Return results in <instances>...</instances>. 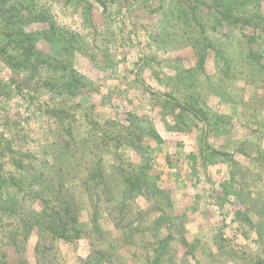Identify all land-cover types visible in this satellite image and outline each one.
<instances>
[{
  "label": "rangeland",
  "instance_id": "374dc122",
  "mask_svg": "<svg viewBox=\"0 0 264 264\" xmlns=\"http://www.w3.org/2000/svg\"><path fill=\"white\" fill-rule=\"evenodd\" d=\"M0 264H264V0H0Z\"/></svg>",
  "mask_w": 264,
  "mask_h": 264
}]
</instances>
